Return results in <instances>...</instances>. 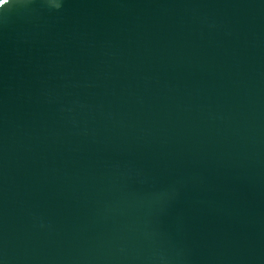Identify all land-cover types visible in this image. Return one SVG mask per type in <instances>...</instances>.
Here are the masks:
<instances>
[{"label":"water","instance_id":"1","mask_svg":"<svg viewBox=\"0 0 264 264\" xmlns=\"http://www.w3.org/2000/svg\"><path fill=\"white\" fill-rule=\"evenodd\" d=\"M0 264H264V0H0Z\"/></svg>","mask_w":264,"mask_h":264}]
</instances>
